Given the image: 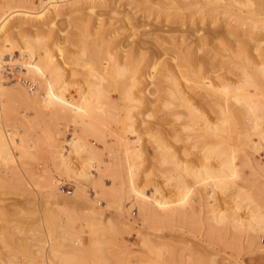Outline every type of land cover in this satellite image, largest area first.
<instances>
[{"label": "rangeland", "instance_id": "rangeland-1", "mask_svg": "<svg viewBox=\"0 0 264 264\" xmlns=\"http://www.w3.org/2000/svg\"><path fill=\"white\" fill-rule=\"evenodd\" d=\"M47 1L48 0H0V22L2 19H4L5 16H7L13 10L24 9V10H29L34 14L40 12L43 10V7ZM60 1L62 4L69 5L76 2L77 0H60ZM126 1L127 0H112V2H110L109 4H105L104 6L101 7L102 10H96L102 12V16L100 18L96 17L95 12H92L88 5H84L83 7H79V6L75 7L71 12L65 10L61 12L60 15L57 16L56 18L51 15L49 17H45L41 19L30 18L25 20L23 19L15 20L12 23L13 28L14 26H16L14 29L12 28L14 31L11 30L10 32H7V35L0 33L1 35L0 42L3 41L5 37L6 38L9 37L10 40L6 42L11 44L8 47L9 49L7 48L8 51L4 49V46H2V50L4 49L5 53L3 51V56L1 57L3 61L1 62L0 60V73H1L0 80H4L3 82L1 81L2 83L0 82L1 83L0 85H4V86H0L1 89L0 128L3 131V133L1 131V134L4 136V140L8 145L7 146L8 148L6 146L3 147V150L5 148L7 149H5V151H2L1 153L2 156L0 155L1 156L0 157V214H1L0 215V234H1L0 264H11L10 261L12 260H13L12 264H27L30 259L33 260L35 259L33 257L34 254H36V250L38 249L42 250L43 252L42 254H38V255L36 254L35 256H37V258L34 261H36L37 264L39 263L43 264L44 262L47 261L49 264H52L49 260V255L53 256V253H49L50 246L52 243L55 242V235H54L55 232L61 230V228L59 227L60 229L57 228L56 230H54L55 228L54 229L51 228L52 226H50L49 221L46 220V218L48 219V214L45 211L48 208L47 207L48 203L52 204L53 207H60V208L64 207V208H69L70 210H73L72 208H75L74 210H76L81 215L87 214L89 216L88 218L82 217L75 220V223L73 225L74 228L73 233L78 232L81 241V243L78 244L76 242L77 245L75 246L80 247L83 245L85 247H88V245L92 241H94L97 238V236L100 237V239L103 241V243L101 244L102 247L103 245L105 246L103 248V254H104L103 259L88 258L89 259V260L87 259L88 264H99V263L100 264H210L213 258H214L213 261L215 260L213 264H264V228L258 231L259 228L257 227L258 226L257 224L259 222L257 220H255L254 222L255 218L256 219L260 218L262 220V221L260 220L261 225H263L264 227V216H263L264 214L261 215L262 213H264V163H263L264 147L259 146L264 143L263 140L264 135H261V133L264 132L263 128L261 129L258 128L257 130H254L253 128H251L252 126L250 128L248 126V131H244V132L243 129L238 128L237 132L234 131L231 134H229V137L228 135L226 136L227 138L225 137L224 146L222 145L223 148L221 147L223 150L227 147L228 150L225 151L226 152L229 151L228 154L227 153L223 154L221 152L223 154L222 155L219 151L218 152L213 151L216 147L215 146L216 144L214 145V142L208 141L209 144L208 145L207 143H205L206 140L204 137H199L200 133L202 132L199 133L200 130L199 128H197V126L198 124L200 127L203 126L200 120L198 119L190 120L189 118L185 119L184 117L181 119H177L176 117H173L174 115L172 116L173 114L172 112L173 109H175V105L174 103L169 102L170 103L169 104L166 102V98L164 96L166 95L168 96L169 91L163 90L164 88L166 90V84L168 83L165 84V82H163L162 84L161 83L158 84L160 80L159 79L154 80V78L151 76V75L154 76V74H152L151 71L154 70V68L156 67L154 65L158 64V62L156 63L155 61L159 59V57L155 58V60L153 61L151 58H148L147 55L142 56L143 54L142 55L139 54V55H141L144 59L143 58L141 59V56L139 55L138 57L135 56V59L133 60L131 59L132 61L131 60L128 61L129 59H126V62L127 61L131 62V63L127 62L128 66H131L132 64L131 67H128V71H127L130 72V74L129 73L127 74L131 76V73H134L133 72L134 70L136 71L134 75L135 76L137 75L138 81L136 82L137 84L134 86V89L135 92L137 91L136 94L139 92L138 96L140 94V97L142 96L143 98L142 104H139V102L135 103L136 107L130 106L131 103L125 105V103L127 102L126 100L125 101H123V99L121 100L122 97L120 93L118 94V91L116 93V90L112 89L111 87H109L110 90L108 88H105L108 89L107 91L108 93L110 91L109 93L111 94L110 99L112 98L115 101L111 102L109 100L110 102L109 101L102 102L101 103L102 107L106 111L105 115L95 117V119H92L88 123L85 122L86 126H83L84 124L81 125L80 123H75L72 121V119L65 118L59 115L58 113L54 112V107L52 105H48L46 101L42 102L40 98L37 100L38 97L37 95L38 94L40 95V93H43L44 91L43 87H40L42 82L39 80H43V77H45V75L43 76L39 72L38 73L29 72L30 74L26 72V68L24 65L27 63V61L25 60H27L29 57L21 56L20 55L21 50L19 48L21 46L22 47L27 46V44H29L30 42L33 44L34 41H35L34 44L38 42L48 44V47L50 46L51 49L52 48L54 49V50L52 49L53 52H51L52 54H54V59L55 60L57 59L60 64L62 62L61 59L64 60L63 62L66 63L65 64L62 62L63 67L61 65V71L65 73L64 70L65 71L67 70L68 74L71 73V75H73L72 74L73 72L78 76H79L78 71H80V75H82V77L81 76L79 77L80 79L86 78V77L83 78V75L87 76L86 72H88L90 75L91 70L93 71L99 70V72H101V69L103 71V68L107 66L106 62H111V61L110 59L107 60L109 55L105 52L100 55H96L99 57H96L94 56L95 54L94 55L92 54L91 48L98 42L97 39L93 37V34L92 33L90 34V32H92V30L94 31L97 28H99L103 22L104 26L107 29H110L112 31L113 29L114 31L116 29L117 30L116 33H119V31L122 32L126 31V33L124 34L123 33L117 34L119 38L130 33L131 30H128L127 32L128 28L125 29L123 28L125 27L126 24L122 16H124V14L130 11V9L132 8L131 6L124 5ZM117 6L120 7L118 9L120 11L119 14H114L112 12H109L111 9H115ZM82 13L84 14L86 13L87 17L90 20L92 19L91 21L93 24L90 22V25L88 27H84V28L82 26L78 27L76 23L77 21L81 20L80 16L82 15L80 14ZM132 13H134V17H135L134 20L137 22V24L141 25L138 28V30H135V33H137V31L141 32L149 28L148 26H144L143 23L152 22L153 17H150L148 19L142 18L143 12L142 10H138V9L132 10ZM89 16L92 17L90 18ZM78 17L80 18V20L78 19ZM82 18H86V17H84L83 15ZM18 23L20 27L19 25H17ZM95 25L97 26L96 29H94ZM102 28L104 29V27ZM21 30L24 31L21 32ZM87 30H89L90 32L89 31L87 32ZM46 31L47 34H45ZM85 35L86 37L90 35L89 36L90 40L88 39V37L87 38L84 37ZM17 36H19V38ZM13 40L15 41V44L13 45V47H11L12 44L14 43ZM24 40L25 42H27L28 40V43L26 45L24 44L25 43ZM148 42L152 43L151 40H149ZM55 43L57 44V46ZM61 46L65 56L62 55L63 57L61 56V58H59L60 55L58 54V52ZM17 49H19L20 51H18ZM55 49L56 50L58 49V51H56ZM40 53L43 55L44 51L40 50ZM42 55H40L41 56L40 60L44 66L46 65L43 62L45 57L44 56L42 57ZM104 56L106 59L103 58ZM13 58L16 62L13 60ZM24 58L25 60H22ZM139 58L141 59V62ZM104 59L107 60L105 62L106 65H104V61H105ZM28 60L31 61L30 58ZM82 63H84V65ZM64 65H66L67 67L64 68ZM68 66L71 68L70 70H68L69 69ZM159 66H160L159 68H161L162 65H160L159 63ZM99 67H103V68L100 69ZM73 68L76 71H74ZM159 68L157 65V67L155 68V72L157 74L155 76L160 74V72L162 74L161 69L163 68H161L160 70ZM226 70L224 69V71ZM23 71H25V73L22 74ZM83 72L86 74H84ZM235 72L236 70L231 72L229 75L231 74L234 75ZM65 74L68 77V74L67 73ZM78 76H76V78H78ZM130 76H128L129 79L127 83L129 85H132L133 83L132 80L130 79L131 78ZM1 77L3 79H1ZM91 77L92 76H90V79ZM150 77H152V79ZM72 78L73 76L70 79L71 80L75 79ZM70 79L68 77V80ZM92 80L94 79L92 78ZM152 80H154L156 83L153 84ZM5 85H7L6 89H5ZM77 87L80 88V85H78ZM105 87H107V85ZM12 88H14L13 91L11 90ZM156 88L159 90L161 89V91L159 90L156 91ZM15 89L16 90L18 89L20 92L18 90L15 92L14 91ZM5 90L8 92H6ZM69 91L70 94L76 95L77 94L76 91H78V89L72 87L69 89ZM160 92H162V94H160ZM117 95L119 96V98L121 97L120 100H118ZM168 97L170 98L171 96L169 95ZM115 102L117 104H115ZM126 110H131L132 115L128 114ZM185 121L189 125V127L192 128L191 132L189 130L190 128L188 127V125L185 126L186 125ZM263 121L264 119L261 120V122ZM193 125L194 127H192ZM23 126L25 128H23ZM262 127H264V122ZM93 131L96 133H93ZM258 132H260L261 135L260 138L262 139L259 138L260 135L257 136ZM244 133L247 134L245 135ZM189 134L193 137V139ZM238 134L240 136L239 137L240 139L238 138ZM241 135H243L242 139H241ZM186 136H188V139L186 138ZM75 138L82 139V141L84 140V142H87L88 146L89 144H91V146H93L94 149L93 147H90L91 148L90 150L85 149V151H83L84 148L82 150L81 147L80 149L79 147H77L75 148L76 150L75 152L73 147H71L70 149L66 147V143L69 142L71 144L72 141L70 142L69 140L71 139L73 140ZM178 138L182 142L180 140L178 141ZM184 138L187 139L188 141H186ZM189 138L191 141L189 140ZM245 139H249V140H245ZM193 140L195 141V143H198V141L200 143L198 144L194 143L195 144L194 145ZM231 140L233 141L232 142L233 144L231 143ZM235 140L238 142H234ZM12 141L14 142L12 143ZM243 141L245 142V144H243L244 143ZM84 142H83L84 145L82 147L86 145V147L88 148L87 144H85ZM235 143L237 144L235 145ZM191 144L193 145L191 146ZM257 144L258 147H260L262 150L261 149L259 150V148L257 150L256 146H255L256 149L254 150L253 147L254 145ZM159 146H161L162 151ZM195 146L196 148L197 147L198 148L196 149ZM206 147L209 148V150H207ZM201 148L203 151L207 150L206 152L207 153L209 152L208 154H210V156L212 154V159L214 158L213 156H215V158L213 159L214 162L216 161V158L219 159L221 157L220 159L222 160H227V159L229 160L232 157L229 160L230 162L232 160V162L230 163L228 161L229 164L227 163V165H230L229 167H231V164L233 163L231 168H233L232 171H234V173L229 177L230 178L228 185L229 187L227 186L228 189H226L225 187L226 189L225 192L224 191L222 192L223 187H218L221 191L220 193L217 192V190H214L218 188L214 185V181H213V185L215 186L214 189L212 188L213 185L210 186L212 183L209 180L211 179H204V181L206 180L208 181V182L206 181L207 182V186H206L205 182L204 181L202 182L201 178L199 182L198 177L193 175V171L187 173L184 168L175 167L173 159H179V158L182 159V161L184 158H185L184 160L187 159L186 162L190 161L191 159V161L188 162V164L191 163V165L193 164L196 165L197 163H201L204 158L203 155L205 153L203 151H201L200 153L199 150H201ZM172 150L176 151L175 152L176 154H174L175 156L172 154L174 153V151ZM183 150H185V152ZM187 151H189L188 152L189 154L187 153ZM6 152L7 154H5ZM164 152L168 156H166ZM92 153H94L93 154L94 156L92 155L91 157L90 155ZM162 153L166 156V158L165 157L163 158ZM213 153H216V155H213ZM9 154L12 155L11 157L13 159L10 157ZM65 154H67V156L69 155V157H67ZM182 154L183 156H181ZM99 155L101 158H99ZM219 155L222 156L226 155V156H224L225 158L223 157L224 158L223 159L222 156ZM187 156L189 159L187 158ZM64 157L67 159V161L66 159L65 161L68 164H70L69 165L70 168L67 167L64 163H62L64 160L63 161L61 160L64 159ZM194 159L196 160L194 161ZM220 159L217 161H220ZM167 161L168 162L170 161L171 163L169 162L170 163L169 164ZM192 161L194 163H192ZM90 162L91 165H88L90 164ZM258 164H262V166ZM165 167L168 170L165 169ZM242 169L243 171H241ZM136 171L138 173H136ZM77 172L78 174L87 173V175L86 177L80 175L78 176ZM164 172L166 174H164ZM185 173L188 174V176ZM177 176L180 177L179 181H183L184 184H186V185L182 184L180 189L178 186H180L181 183H179L178 178H175ZM172 177H174V179ZM181 177L183 178V180ZM188 177H190V179ZM184 178L186 180H184ZM96 179H98V181ZM132 179L133 181L135 180L134 183L138 185L137 188L139 190L141 188L142 189L141 191H143V193L141 191L140 194L134 192ZM94 180H96V182L98 183H96ZM192 180L193 181L195 180L196 183L195 181L192 182ZM232 180L233 183L235 182L237 185H234L233 183L231 184ZM168 181H170V183ZM208 183L210 185H208ZM94 184H97V186ZM64 185L66 186V188L69 187L72 189L71 194H68L66 191L64 192L62 190L61 187ZM99 185L102 188H100ZM230 185L235 186L234 187L235 192H233L234 191L233 186L231 189ZM183 186H184V190L182 189ZM155 187L157 188L155 189ZM177 189H179V191H177ZM238 190H241L239 191L240 193L242 192L241 195L238 193ZM210 193L212 194V196H210L211 195ZM215 194H217V196ZM153 195H154L153 197L154 200L152 198ZM163 195H165L166 198L168 197V199L173 198L171 199V201L175 200L172 203L174 206L170 204L171 205L170 207L172 206L174 207V208L172 207L174 211L171 210L170 207L168 208L169 205L164 206L165 208H167L165 209L164 207L161 208L156 204L157 201L155 200V198H157V200H161ZM179 196L180 198L181 196H183L181 200ZM230 196L231 197L234 196L236 197V199L234 200V197L230 198ZM246 196H247V200H246ZM184 199L186 201L188 200L189 203L188 202L186 203ZM184 203L188 205H185ZM220 203L224 204V206L222 204V207H224V209L228 207L230 211L232 209H236V211L238 210L236 213L237 217L234 218L235 220L233 219L236 223H232L233 220L231 217H233V215L229 213V210H228V218L229 219L231 218L232 221L226 219L227 222L228 221L230 222V223L225 222L227 225L224 223V221H222L223 219L221 220L223 223H221L220 219H217L216 215H215L216 218L214 219L213 214L215 213L217 214L218 213L217 209L219 208L220 210V208H222L220 207L221 206ZM256 203L257 206H255ZM177 204H179L178 209H177ZM146 206L147 207L149 206V208L146 209L147 208ZM179 206L181 207V209L182 207H185L183 208L184 210H180ZM211 206H212V210L214 208V210H217V212L215 211L214 213H212V211L210 210ZM217 206L218 208H216ZM144 207L145 210L143 209ZM185 209H187L188 211ZM176 210L177 211L179 210L178 212L180 213L181 218L179 217L178 215L179 213ZM249 211L251 212L249 213ZM238 212H240V214ZM254 212H256L257 214L256 213L255 214L258 216H256ZM190 213H192V215ZM241 213L243 216H241L240 218ZM252 213L254 214V216L252 215ZM3 214L5 215V217L3 216ZM248 215L249 218L244 219L245 223L246 222L247 223L245 225L242 224L244 222L242 220V217L247 218ZM250 215L253 216L254 219L250 217ZM168 218H170V220ZM57 219L58 221H60L59 219H65V215L64 216L58 215ZM240 219L243 221L242 223ZM108 221L110 222L112 221L114 224H116L119 228V232L113 231L107 235L104 234L102 236L96 234V231L94 230L98 229L101 226H105ZM248 221L249 222L252 221L253 222V223L251 222L252 224L255 223L253 225L254 227L250 226V223L248 224ZM37 226L40 228H38ZM5 227L7 228V230L5 229ZM243 227H247V229ZM259 227L260 229L262 228L261 226ZM249 228L250 230H248ZM252 228L255 231H253ZM8 231L13 233L14 240L12 237L11 241L10 240L7 241V237H8L7 235L9 233ZM3 235L4 238H2ZM18 236H20V238L24 237L23 239L26 238V240H30L28 242H31L33 245L32 246L29 243L31 252H34L32 253L33 257L32 254L29 252L28 255L25 252L22 253L20 249L17 250L18 249L17 244L19 245ZM16 237L18 238L16 239ZM63 243H67V245L65 244L66 245L65 248H70V246H68L70 244L69 241L67 242L64 241ZM39 247H41V249ZM7 249L9 251H7ZM12 256L14 259L12 258ZM46 257H48V259ZM8 258L9 259L12 258V259L8 260ZM92 261L95 263H93Z\"/></svg>", "mask_w": 264, "mask_h": 264}, {"label": "bare ground", "instance_id": "bare-ground-1", "mask_svg": "<svg viewBox=\"0 0 264 264\" xmlns=\"http://www.w3.org/2000/svg\"><path fill=\"white\" fill-rule=\"evenodd\" d=\"M110 2H112V0H77L76 2H74L72 4L65 5V4H62L60 0H48L45 3V5H44L43 10L40 11V12H37L35 14L33 12L29 11V10H24V9H17V10L11 11L7 16L4 17V19L1 20V22H0V33H2L4 35L5 34L7 35V32H10L11 30H13L16 27V26H14V28H13V26H12V23L15 20H21V19L25 20V19H30V18L41 19V18L49 17L51 15L56 18L57 16L60 15L61 12L65 11V10L71 12L75 7H78V6L79 7H83L84 5H88L89 8L91 9V11L92 12H95L96 17H99L100 18L102 16V12L96 11V10H102L101 7L104 6L105 4H109ZM124 5L125 6L126 5L127 6H131L132 8L130 9V11L126 12L124 14V16L121 15L123 17V20H124L125 24H126L125 27H123V28L124 29L125 28H128L127 29V32H128V30H131L132 32L130 31V33H128L125 36L119 38L117 34H121V33L124 34V33H126V31H124V32L119 31V33H116V31H117L116 29H115V31H114V29H113V31L110 30V29H107L104 26L103 22H102L103 25L101 24V26L99 27L100 29L99 28L96 29V27H97L96 25L97 24L95 23L96 25H95V28L94 29H96V30H94V31L92 30V32H90L89 30H87V32L89 31L90 34L91 33L93 34V37L96 38L97 39V42H98V43L95 42L97 44H95L91 48L92 54L93 55L95 54L94 56H96V55H100V54H102V53L105 52V53H107L109 55V57H108L107 60L110 59L111 62H106L107 60H105L106 59L105 58L106 55H105L103 57V58H105L104 59L105 60L104 61V65L107 64V66H105L104 68L103 67H99L100 69L103 68V71H102V69H101V72H99V70L98 71L97 70L96 71L91 70L90 75H89L88 72H86L87 73V76L83 75V78L86 77L84 79H80L79 78L80 76L82 77V75H80V71H78L79 73L77 72L79 74V76H78L77 74H75L73 72H72L73 75H71V73L68 74L67 70L66 71L64 70V72L68 74L69 79L72 76H73V78H75V79L72 78L73 80H71V79L68 80V77L66 76V74L61 71V65L63 67V63H65V62H63L64 60L61 59V61L63 62V63L61 62V64L59 63V61L57 59L55 60L54 59V54L51 53V52H53L54 49L52 48L53 49L52 50L50 48V46L48 47V44L41 43V42L39 43L38 41H37L38 43H36V44H34L35 41H34L33 44L31 42L29 44H27L28 43V40H27V42H25V40H24V42H25L24 44L25 45L27 44V46H24L22 44L24 47H22V46L20 47L19 46L20 47L19 49L21 51L19 49H17V50L21 52V54H20L21 56H23V57L24 56H28L31 59V61L28 60L29 59L28 57H27L28 58L27 60H25V58L22 59V60L27 61V63L24 65L25 68H26V72H28V74H30V73H36V72L38 73L39 72V73H41V75H43V76L45 75V77H43V80H39V81L42 82V84H41L40 87H43L44 91H43V93H40V95L39 94L37 95L38 96L37 97V100L40 98L42 100V102H45L46 101V103H48V105H52L54 107V112L58 113L59 115L65 117V118L72 119V121L75 122V123H80L81 125L84 124L83 126H86V123L85 122L88 123L92 119H95V117H99V116H104L105 115V112L106 111L102 107V104H101L102 102L109 101V100L111 102L112 101L113 102L115 101L112 98L110 99V95H111V94H109L110 91H109V93L107 92L108 89L110 90L109 87H111L112 89L116 90V93H117V91H118V94L120 93V95L122 97V98L120 97L121 100L123 99V101L126 100V102H127V103H125V105H128V103H131L130 106L133 107V106H135V103H138L139 102V104H142V100H143L142 96L140 97V94L138 96V93L139 92L136 94L137 91L135 92V89H134V86L137 84L136 82L138 81L137 80L138 79L137 78V75L136 76L134 75V73H136V71L134 70L133 71L134 73H131V76H130L129 75L130 72H127V71H128V67H131L132 64H131V66H128L127 62L130 61L131 59L132 60L135 59V56L138 57L139 54H141V55L143 54L142 56L147 55L148 58H151L153 61L155 60V58H158L159 57V59H157L159 61H157V60L155 61L156 63L158 62V64H155L154 63L155 64L154 66L157 67V65H158V68H159L160 67L159 66V63H160V65H162L161 68H163V69L159 68V70L160 69L162 70V74H161V72H160V74H158V75L161 76V78L158 75H157L158 78H157V76H155L157 74L155 72V68L156 67L154 68V70L151 71V73L154 74V76L151 75V74L150 75L154 78V80L155 79H159L160 80L159 83L157 81L158 84H160V83L162 84L163 82H165V84L168 83V84H166V90H165V88L163 90L164 91H169L170 94L168 93V96L169 95L171 96L170 98L167 95L166 96L168 98L166 96H164L166 98V102L167 103H169V102L170 103H174V105H175V109H173L172 116L174 115L173 117H176L177 119H181V118L184 117L185 119L189 118L190 120H194V119L200 120L201 123L203 124V126L200 127L199 124H198V126H199L198 127L196 125L197 128H199V130H200L199 133L202 132V133H200L199 137H204L205 140H206L205 143H207V144H208V141L209 142H214V145L216 144L215 145L216 147H215V149L213 151H215V152H218L219 151L220 153L222 152L223 154H225V153L228 154L229 151H227V152L225 151V150H228V148L226 147L228 145L225 146L226 148L224 147L225 148L224 150L222 149L223 148L222 145L224 146V143H225V137L227 135L229 137V134H231L234 131L237 132L238 131V128L239 129H243V132L244 131H248V126H249V128L252 126L251 128H253L254 130H257L258 128L259 129H261V128L264 129V127H262L264 121L261 122V120L264 119V0H127ZM119 8L120 7L117 6L115 9H111L109 12H112L114 14H119V12H120L118 10ZM134 9L142 10V12H143L142 18L148 19L150 17H153L152 22H150V23H147V22L143 23L144 26H148L149 28H147V29H145V30H143L141 32H138L137 31V33H135V30H138V28L141 25L140 24H137V22L134 20V18H135L134 17V13H132V10H134ZM85 14L84 13L80 14V15H82V16H80L81 20L78 17V19L80 20V21H77V23H76L78 25V27H80V26H82L83 28L84 27H88L90 25V22L92 23V21H91L92 19L90 20L87 17V14L86 15ZM83 15L86 18H82ZM111 16H113V15H111ZM89 17L91 18L92 16H89ZM78 19H76V20H78ZM73 20H74V18H73ZM22 24H24V23H22ZM17 25H19V23ZM19 27H20V25H19ZM102 27H104V29ZM16 30H17V28H16ZM23 31L21 30V32H23ZM16 34H17V31H16ZM45 34H47V31H46ZM114 34H115V36H114ZM27 36H26V38H27ZM43 36H45V35H43ZM89 36H87L88 39H89ZM133 36H135V37H133ZM142 36H145V37H142ZM11 37H12V34H11ZM17 37L19 38V36H17ZM84 37H86V35ZM31 38H32V36H31ZM0 39H1V37H0ZM4 39H3V41L0 42V47H1L0 48V58L3 56V51L5 53V50L4 49H6L8 51V49H9L8 47L11 45V44H9V43L6 42V41H9L10 40L9 37H7V38L5 37ZM33 39H35V38H33ZM149 40H151L152 43H149L148 42ZM21 41H19V42H21ZM5 43H7V44H5ZM14 44H15V41L12 44L11 47H13ZM2 46H4V49L3 50H2ZM17 46H18V44H17ZM56 46H57V44H56ZM16 47H14V48H16ZM90 47H91V45H90ZM40 50H43L44 51V54L43 55L40 53ZM86 50H87V48H86ZM86 50H84V51H86ZM56 51H58V49ZM63 52L64 51H63L62 46H61L59 48V52H58V54L60 55L59 58H61L62 55L65 56ZM40 55H42V57L43 56L45 57L44 58V61H43L44 64H46V65H44L45 67L43 66V63L40 60V57H41ZM141 55H139V56H141ZM142 56H141V59L143 58ZM96 57H99V56H96ZM126 59H129V60L126 62ZM141 59H140V62H141ZM0 60H1V62L3 61L2 58ZM13 60H14V58H13ZM153 61H152V63H153ZM105 62H106V64H105ZM22 63H20V64H22ZM128 63H131V62H128ZM82 64L84 65V63H82ZM1 65H2V63H1ZM65 67H67V66L64 65V68ZM136 67H138V66H136ZM70 69L71 68L69 67L68 70H70ZM224 69L225 70L227 69V70L224 71ZM73 70H74V68H73ZM156 70H158V69H156ZM234 70H236V72L234 73V75H232V74H231L232 76L229 75ZM74 71H76V70H74ZM23 73H25V71H23L22 74ZM86 73H84V74H86ZM127 73H129V74H127ZM69 75H71V76H69ZM0 76H1V73H0ZM76 76H78V78H76ZM90 76H92L91 79H90ZM128 76L131 77L130 79L132 80V83H133V84L131 83L132 85H129L127 83L128 82V79H129ZM65 77H67V78H65ZM152 77H150V78L152 79ZM92 78L94 80H92ZM1 79H3V78L1 77ZM133 80H134L135 83L133 82ZM154 80H152L153 81V84L156 83ZM1 81L3 82L4 80H0V82ZM16 83H18V82H16ZM158 84H157V86H158ZM78 85H80V88L77 87ZM106 85H107V87H105ZM0 86H4V85H0ZM6 86L7 85H5V89H6ZM163 86H165V85H163ZM72 87L78 89V91H76L77 92V94H76L77 96L76 95H73V94H70L69 89L72 88ZM103 87H104V89H103ZM162 87H160V88H162ZM105 88H108V89H105ZM157 88H159V87H157ZM157 88H156V91L159 90ZM13 89L14 88H12L11 90L13 91ZM17 90L15 89L14 91L16 92ZM0 91H1V89H0ZM159 91H161V89ZM6 92H8V91H6ZM9 92H11V91H9ZM15 92H13V93H15ZM111 92H113V91H111ZM5 93H4V95H5ZM160 94H162V92H160ZM16 95H17V93H16ZM39 96H41V97H39ZM32 98H33V96H32ZM120 98L118 96V100H120ZM27 100H28V98H27ZM144 100H146V99H144ZM154 100H156V99H154ZM150 102H151V100H150ZM12 104H13V102H12ZM115 104H117V103L115 102ZM26 106H28V105H26ZM130 106H128V107H130ZM132 107H131V109H132ZM126 112L128 114H131L132 113L131 110H126ZM189 119H188V121H189ZM186 121H185V123H186ZM55 122H57V121H55ZM261 123H262V125H261ZM192 124H193V122H192ZM187 125L188 124L186 123L185 126H187ZM185 126H183V127H185ZM196 126H195V128H196ZM238 126H240V127H238ZM188 127H189V125H188ZM192 127H194V125ZM23 128H25V127L23 126ZM191 129L192 128L189 129L190 132H191ZM1 131L2 130L0 128V155H1L2 151H5V149L8 148L7 147L8 145L5 142L4 136L1 134ZM2 133H3V131H2ZM17 133H15V134H17ZM93 133H96V132L93 131ZM240 133H241V131H240ZM244 134L246 135L247 133H244ZM259 135H260V132H258V135L257 136H259ZM261 135H264V132H262ZM261 135L259 136V138L261 137ZM193 136H194V133H193ZM242 136L243 135H241V139H242ZM247 136H249V135H247ZM196 137H195V139H196ZM239 137L240 136L238 134V138ZM13 138H15V137H13ZM186 138L188 139V136H186ZM235 138H236V135H235ZM168 139H169V137H168ZM187 139H185V140L188 141ZM192 139H193V137H192ZM260 139H262V138H260ZM125 140H126V138H125ZM155 140H156V138H155ZM179 140L180 139L178 138V141ZM189 140H190V138H189ZM232 140H231V143L233 142ZM245 140H249V139H245ZM69 141L70 142L72 141L71 144L69 142L66 143V147H68L69 149L71 147H73V149L75 150V148L79 147V149H80V147H81V149L83 150V148H84L83 151H85V149L86 150L87 149L90 150L91 149L90 147H93V146H91V144H89V146H88L87 142H84V140L82 141V139H76L75 138V139H73V140L71 139ZM13 142L14 141H12V143ZM83 142L85 144H87L88 148L86 147V145L84 147H82L84 145ZM98 142H100V141H98ZM202 142H201V144H202ZM234 142H238V141L235 140ZM194 143H195V141L193 142V144ZM198 143H200V142L198 141ZM198 143H195V144H198ZM241 143H242V141H241ZM193 144H191V146ZM207 144H206V146H207ZM236 144L237 143H235V145ZM243 144H245V142ZM258 144L257 145H254V147H253L254 150L256 148H257V150H258V148H259V150L261 149L260 147H258ZM12 145H14V144H12ZM5 146L7 148H5L3 150V147H5ZM255 146H256V148H255ZM259 146L264 147V143L261 144V145H259ZM159 147L161 148V146H159ZM199 147H201V146H199ZM95 148H97V147H95ZM183 148H181V149H183ZM195 148H196V146H195ZM93 149H94V147H93ZM166 149H168V148H166ZM191 149H192V147H191ZM95 150H97V149H95ZM174 150H172V151H174ZM207 150H209V148H207ZM207 150L203 151L202 148H201V150H199L200 153H201V151L205 152L204 155L202 154L204 158L202 157L203 160H202L201 163L195 162V163H197L196 165L195 164L191 165V163L188 164V162H190L191 159H190V161H187L186 162L187 159L184 160L185 159L184 158L183 159L184 162H183L182 159L179 158L180 160L179 159H173L174 160L175 167L176 168H178V167L179 168H184L187 173H190V171L191 172L193 171V175H195L196 177H198L199 182H200L201 179H202V182L204 181V179H211L209 181H211L212 184L210 185L208 183V185L212 186L213 185V181H214V185L217 188L218 187H223L222 192L223 191L225 192V190L228 189V187H229L228 186L229 185V179H230L229 177L231 175H233V173H234V171H232L233 168H231L233 163L231 164V167H229L230 165H227V163L229 164V162H230L229 160L232 157L229 160L228 159L227 160H222V159H220L221 157L219 158V156H222L223 155L221 153L222 155H219L218 156V158L220 159V161H217L219 159L216 158V161L214 162L213 159L215 158V156H213L214 158L212 159V154L210 156V154H208L209 152L208 153L206 152ZM234 150H235V148H234ZM161 151H162V148H161ZM183 151L185 152V150H183ZM223 151H225V152H223ZM75 152H76V150H75ZM88 152H90V151H88ZM135 152H137V151H135ZM175 152L176 151H174V153H172V154L173 155L176 154ZM188 152L189 151H187V153ZM97 153H98V151H97ZM168 153H171V152H168ZM5 154H7V152ZM93 154L94 153H92L91 155L89 154V155L92 157ZM164 154H165V152H164ZM164 154L162 153L163 158L164 157L166 158V156H168V155L165 154L166 155L165 156ZM183 154L181 156H183ZM9 155H10V157L12 156L11 154H9ZM65 155L67 156V154H65ZM213 155H216V153H213ZM224 156H226V155H224ZM224 156H222V158ZM67 157H69V155ZM99 158H101L100 155H99ZM187 158H188V156H187ZM65 159L66 158L64 157V159L61 160V161L64 160L62 163H64L67 167L70 168V166H69L70 164H68L66 162L67 159H66V161H65ZM3 160H5V159H3ZM195 160L196 159H194V161ZM231 162H232V160H231ZM192 163H194V162L192 161ZM3 164H4V162H3ZM85 164H88V163H85ZM88 165H91V162ZM258 165H261L262 166V164H258ZM166 167H165V169H167ZM242 168H243V166H242ZM162 170H164V169H162ZM241 171H243V169ZM183 172H184V170H183ZM136 173H138V172L136 171ZM77 174H78V172H77ZM88 174H90V173H88ZM164 174H166V173L164 172ZM79 175L86 177L87 173H80V174H78V176ZM186 175L188 176V174H186ZM168 178H170V177H168ZM172 178L174 179V177H172ZM175 178H178V181L180 179L179 176H177ZM185 178H184V180H186ZM188 178L190 179V177H188ZM96 180L98 181V179H96ZM96 180H94V181L96 182ZM182 180H183V178H182ZM132 181H133V179H132ZM134 181H133L134 192L140 194V191L142 189L140 188V185H139V188H140V190H139L137 188L138 185L135 184ZM170 181H168V182L170 183ZM194 181L192 180V182H194ZM206 181H204V182H205V184L207 186V182L208 181L207 182ZM96 183H98V182H96ZM176 183H177V180H176ZM179 183H181L180 186H178L179 189L182 186V184L183 185H186V184H184L183 181H179ZM185 183H188V182H185ZM195 183H196V181H195ZM232 183H233V180H232L231 184ZM233 184L234 185H237L235 182ZM94 185L97 186V184H94ZM176 185H179V184H176ZM214 185L212 186L213 189L215 187ZM234 185H232L233 186V190H234V187H235ZM232 186L230 185L231 189H232ZM225 187H226V189H225ZM100 188H102V187L100 186ZM156 188L157 187H155V189ZM179 189H177V191H179ZM182 189L184 190V186L182 187ZM97 190H99V189H97ZM204 190H205V188H204ZM214 190H217V192H219V193L221 192L219 188L218 189H214ZM239 191H241V190H238V193L241 195L242 192L240 193ZM141 192L143 193V191H141ZM159 192H161V191H159ZM233 192H235V190ZM219 193H218V195H219ZM183 194H185V193H183ZM215 195L217 196V194H215ZM210 196H212V194ZM153 197H154V195L152 196V198ZM182 197L183 196H181V198ZM233 197L230 196V198H233ZM165 198H166L165 195L162 196V199L161 200H157V198H155V200L157 201L156 204L158 206H160L161 208L164 207V206H168L169 205L168 206V208H169L171 206L170 204H172L173 201H175V200L171 201V199H173V198H171V199H168V197L166 199ZM169 198H170V196H169ZM179 198H180V196H179ZM181 198H180V200H181ZM235 199H236V197H234V200ZM153 200H154V198H153ZM212 200H213V198H212ZM246 200H247V196H246ZM156 201H154V202H156ZM187 202H188V200L186 201V203ZM257 203H256L255 206H257ZM179 204H177V209H178V205ZM222 204L220 203L221 206L220 205H218V206L222 207ZM185 205H188V204H185ZM185 205H182V206H185ZM42 206H44V205H42ZM212 206H214V205H212ZM212 206L210 207L211 208L210 210L212 211V213H214L215 211L217 212V210H218V213L217 214L216 213L213 214L214 215L213 216L214 219L217 216V219H220V221L223 219L222 221H224V223L225 222L228 223L229 222V221L227 222V220L229 219L228 218V210H229V213H231V215H233V217H231L232 220L237 217L236 216V213H237L238 210L236 211V209H232L231 210L232 212H231L228 207L226 209H224V207H222L219 210V208L217 206L216 207V208H218L217 210H214V208L212 210ZM223 206H224V204H223ZM227 206H228V204H227ZM47 207L48 208H47V210L45 212H47V214H48V219L46 217L45 218H46L47 221H49L50 226H52L51 228H53V229L55 228L54 230H56L59 227L61 228V230L56 231L55 234H54L55 235V242L52 243L51 246L49 245L50 246V252L49 253H53V256H50L49 255V260H50V262L52 264H88L87 263V259L88 258H92V259H97V258L98 259H103V257H104L103 248H104L105 245H103V247H102L101 244L103 243V241L98 236H97V238L94 241H92L88 245V247H85L82 244H81L82 246H80V247L79 246L78 247L75 246L78 243H81V241H80V235L78 234V232L73 233V231H74L73 230L74 229L73 228V225L75 223V220L78 219V218H82V217L83 218H88L89 216L87 214H82L81 215L76 210H74L75 208H72V207L71 208L73 210H70L69 208H64V207H62V208H60V207H53L52 204H50V203H48V206ZM65 207H67V206H65ZM172 207H170L171 210H173V208H174V207L173 208ZM148 208H149V206L146 209H148ZM183 208H185V207H182V209L180 207V210H184ZM138 209H139V207H138ZM143 209L145 210V207ZM165 209H167V208H165ZM187 209H185V210H187ZM29 210H28V212H29ZM173 211H172V214H173ZM23 212H24V210H23ZM250 212L251 211H249V213ZM183 213H186V212H183ZM238 213L240 214V212H238ZM255 213L256 212H254V214ZM190 214L192 215V213H190ZM254 214L252 213L253 216H254ZM263 214L264 213H262L261 215H263ZM58 215H61V216H64L65 215V219H59L60 221H58V219H57V216ZM178 215L180 217V213ZM3 216L5 217L4 214H3ZM241 216H243L242 213L240 215V218H241ZM253 216L250 215V217H252V218H253ZM256 216H258V215H256ZM263 216H262V218H263ZM161 218H163V217H161ZM185 218H186V216H185ZM231 218L229 219L230 221H232ZM248 218H249V215H248L247 218L246 217L245 218L242 217V220L244 222L240 219L241 223L243 222L242 224L245 225L247 222L245 223V220L244 219H248ZM31 219H33V218H31ZM168 219L170 220V218H168ZM234 220L232 221V223H236ZM249 220H251V219H249ZM255 220H257L260 223V224L259 223L257 224L258 225L257 227L259 228V229L257 228L258 231L259 230H262L264 228L263 225H261V221L262 220L260 218L259 219H256L255 218L254 219V222H255ZM222 221H221V223H223ZM252 221H250V222L248 221V224L250 223V226H253L255 224V223L252 224L253 223ZM259 226H261L262 228L260 229ZM38 228H40V227H38ZM243 228H246L247 229V227H243ZM5 229L7 230L6 227H5ZM248 230H250V228ZM94 231H96V234H98L99 236H102L104 234L107 235V234H109V233H111L113 231L114 232H119V228L112 221L111 222L108 221L105 226H101L98 229H95ZM253 231H255V230L253 229ZM8 232L9 233L7 235L8 236L7 237V241L8 240L11 241V239H12V237L14 235H13L12 232H10V231H8ZM14 233H15V231H14ZM16 233H17V231H16ZM18 237H16V239L18 238V241H19V245L17 244V248H18L17 250L20 249V251H22V253L25 252L28 255H29V253H31V254L34 253V252H31V248H30L29 243L31 245H32V243L31 242H28L30 240H26V238L23 239L24 237L23 238L21 237L22 238V240H21L20 236H18ZM2 238H4V235H3ZM51 238H52V236H51ZM27 239H28V237H27ZM13 240H14V237H13ZM64 241L65 242H67V241L70 242V244L68 246H70L71 249L70 248H65L66 245H67V243H63ZM76 242H77V244H76ZM63 246H64V248H63ZM14 248H15V246H14ZM39 248L41 249V247H39ZM8 249H7V251H9ZM46 249H47V247H46ZM42 252H43L42 250H39V249L36 250V254L37 255L38 254H42ZM18 253H19V251H18ZM36 254H34V257H33V254H32V257L35 258L34 260H36V258H37V256H35ZM19 255H21V254H19ZM39 257H40V255H39ZM115 257H116V255H115ZM12 258H13V256H12ZM12 258H10V259H12ZM46 258L48 259V257H46ZM10 259L8 258V260H10ZM213 259H212V261H213ZM34 260L33 259H30L27 264H37L36 261H34ZM110 260H112V259H110ZM12 261H10L11 264H12ZM212 261L210 262V264H213L215 260L213 262ZM46 263L49 264L48 261L47 262H44L43 264H46ZM93 263H95V262H93ZM39 264H42V263H39Z\"/></svg>", "mask_w": 264, "mask_h": 264}, {"label": "built area", "instance_id": "built-area-1", "mask_svg": "<svg viewBox=\"0 0 264 264\" xmlns=\"http://www.w3.org/2000/svg\"><path fill=\"white\" fill-rule=\"evenodd\" d=\"M61 188H62V190H63L64 192L66 191L68 194H71V193H72V189H71V188H69V187H67V188H66V186H65V185H64V186H62Z\"/></svg>", "mask_w": 264, "mask_h": 264}]
</instances>
